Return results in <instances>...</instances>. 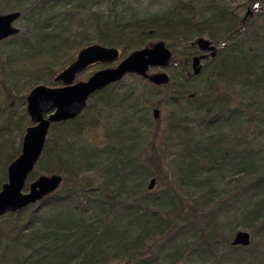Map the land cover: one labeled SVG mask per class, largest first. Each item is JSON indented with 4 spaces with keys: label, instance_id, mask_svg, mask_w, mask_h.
<instances>
[{
    "label": "trees",
    "instance_id": "trees-1",
    "mask_svg": "<svg viewBox=\"0 0 264 264\" xmlns=\"http://www.w3.org/2000/svg\"><path fill=\"white\" fill-rule=\"evenodd\" d=\"M93 1L0 0V16L19 12L28 24L25 34L3 42L12 50L0 67L5 82L27 79L36 88L47 79L56 87V76L94 41L120 49L124 60L148 47L145 39L153 33L163 41L168 35L162 31H195L203 16L209 24L228 20L216 0H163L157 10L115 13L110 24L93 11ZM261 3L251 0L252 13L226 35L215 56L209 54L215 62L228 50L216 79L206 85L221 99L216 109L197 103L192 107L196 95L176 92L174 78L169 86H154L147 96L123 81L92 97L81 115L104 126L105 144L84 143L80 134L85 127L77 124L81 117L52 126L40 163L47 169L60 164L64 185L38 208L0 220V264H261L260 249L232 247L237 229L229 223L233 213H240L241 228L264 238V38L259 35L264 26L257 30L249 20L251 14L264 18ZM172 57L170 69L179 68L187 82L203 75L204 68L193 76V57ZM237 81L247 92L233 94ZM19 89H5V97L27 105V96L16 97ZM152 108L173 112L165 145L179 155L180 188L198 191L194 197L205 193L214 198L218 202L211 208L170 188L150 193L147 182L165 169V155L155 145L159 128L142 127L138 121L143 113L149 123ZM85 171L97 173L101 185L84 178ZM213 174L223 190L214 186ZM224 192L233 194L231 199Z\"/></svg>",
    "mask_w": 264,
    "mask_h": 264
},
{
    "label": "rangeland",
    "instance_id": "rangeland-1",
    "mask_svg": "<svg viewBox=\"0 0 264 264\" xmlns=\"http://www.w3.org/2000/svg\"><path fill=\"white\" fill-rule=\"evenodd\" d=\"M218 1V4H220L222 7L224 6V10L226 13H221V16H224V18L227 17L228 20H225L224 23L222 22H214V23H208L209 19L205 16H203L202 22L200 23V26L196 29L199 30L197 33L195 31L184 33L183 29L176 30L175 33L170 34L168 32L165 33V31H162L165 35H168L167 39H163V42L166 43L167 47L173 52L175 57H177L178 61L185 60L186 59H191L195 53L201 55L203 53H211L214 51H217L218 47L223 45V41L225 40L226 35L233 29L235 28L236 24L240 23L241 21L245 20L246 17L249 15V13H252V10H249V3L251 0H216ZM163 0H94L92 6L94 7L93 11H95L97 14L100 16H106L108 17L107 21L111 24L113 23L114 19V14H122L123 11H128L130 9L136 10L139 7L150 9V7L153 10H157V8L163 4ZM259 8H262L264 10V3H261ZM15 13V12H14ZM79 13V12H76ZM9 14V13H7ZM75 15V14H74ZM76 19H79L78 17L75 16ZM118 20H121V16L117 15ZM248 19V18H247ZM250 21H253L254 25L256 26L257 30L259 28H262L264 26V18H259L257 19V16L251 14V18L249 19ZM247 20V21H249ZM231 26L230 28H226L225 24H228ZM73 25H76V23H73ZM143 25H146L143 23ZM27 22L23 20L22 18L18 20L16 24V28H18L21 32L19 35L25 34L27 31ZM113 27V25H111ZM180 30H182L180 32ZM256 30V32H257ZM192 33V34H191ZM197 34H200L197 35ZM259 35L264 38V32H260ZM92 36L94 37V32L92 33ZM171 36V37H170ZM160 36H157L156 34H152L148 36L147 39L150 38L148 41L145 39L146 44H152V43H158L162 40L159 38ZM182 38H186L184 42L182 41ZM260 38V37H259ZM258 38V39H259ZM12 39V38H11ZM11 39H8L5 42L11 41ZM7 43H0V67L4 68V64L7 60L8 54L12 51L9 48V45H4ZM94 44L100 45L97 41H94ZM147 45V46H148ZM101 46V45H100ZM179 46V47H178ZM192 47H194L192 51ZM145 48V47H144ZM118 49V48H117ZM196 49V50H195ZM120 50V49H119ZM226 50L225 52H227ZM121 52V50H120ZM219 52V50H218ZM225 52H223V55L221 57H218L215 62L212 60L208 59L207 61H204L201 66L204 67V72L203 75L198 77L197 79L192 80L191 82H187L186 80L182 79V75L180 73L179 68H173L172 70H166L165 72L168 74L169 78L172 80V78L176 79L177 84L175 85L176 87V92L180 94H184V92H187L189 95H196V101L195 103L191 104L192 107L196 106V103L198 106L200 104H205V106L208 107V109L215 108L220 103V98L218 94L212 95L209 93L207 86L209 79H216L215 74H218V70L220 68L219 63L223 62L225 59L226 55ZM122 53V52H121ZM117 64H112V65H100L97 64L93 67L88 68L84 74L80 75L76 82H85L88 80L90 77L95 75L97 72H100L102 70H106L108 68H116ZM232 66V64H231ZM240 68V67H239ZM163 70H157L154 69L151 71V74L155 73H161ZM192 73V72H191ZM136 77V76H128L126 79L123 81L128 84V86H131V91H137L138 94H151L153 91L152 85H150L148 82L142 80ZM40 83V84H39ZM38 84L39 86L45 85L49 88H53L50 83L48 82L47 79H44L40 81ZM236 86L234 87L233 94L238 95L240 94L243 89L244 92H247L246 88L243 87L239 81L233 83ZM18 86L20 89V92L16 94V97L20 96H27L31 92V90L34 88V82H31L30 80L24 79L20 80V82H16V80L13 78L10 79V81L5 82L3 77L0 75V192L3 188V184L7 183L8 179V173L7 169L8 167L13 163L15 159L20 157L22 151V145H23V138L26 134L27 128H30L31 126H28L27 123H29L30 118L28 117L27 114V105H21L20 103H17L13 99L8 100L7 97H5L4 90L5 89H10L12 90L14 87ZM207 85V86H206ZM5 88V89H3ZM23 88V89H22ZM224 88V87H222ZM147 96V95H146ZM21 98V97H20ZM99 98V97H98ZM96 100H94L95 102ZM204 101V102H200ZM93 103V102H92ZM156 104L158 102H155ZM91 104V103H90ZM155 108L149 109L147 112L150 115V122L147 123L145 121L144 114L142 113L141 115L138 116V121L140 122L139 125H143L144 127L147 126V124H151V128H159L158 131L160 132V137L155 142V145L160 148V150L163 152L165 155V164H164V172L163 174L160 175H155L154 178H151L148 182L147 185L151 183L152 180H156V185H155V190L151 191L150 193H157V194H162L163 192H166V190L174 189V192L180 193V196L184 198L185 200H194L198 201L199 200L202 202L201 204L207 205L209 208L213 206V204L216 201L214 198L213 199H208L205 196V193H199V195H196L194 197V194H196L198 191L192 190L191 187L187 188H180L179 186V180L180 177L178 176V157L177 151L174 150L173 148H170V145H165L166 143V137H167V127L169 126V120L174 117L173 112H171V109L169 108H163L160 109L159 111L161 112L160 119L157 121H160V124L154 123L153 120V111ZM156 110V109H155ZM144 111V110H143ZM175 115V114H174ZM141 118V119H140ZM25 123V124H24ZM77 124L82 125V127H85L84 130L80 134V138L84 141L85 144H89L92 146H99L103 145L107 142V138L105 136V131H104V126L102 125H96L94 122L93 118L90 116L87 117H81L80 121L77 122ZM21 125V126H20ZM142 126V127H143ZM146 130V128H145ZM60 131V130H59ZM147 131V130H146ZM58 132V131H57ZM55 136L61 137L60 134H56ZM55 136L53 137L55 139ZM75 137V136H74ZM80 144V142H77ZM168 149V150H167ZM49 166V165H48ZM49 169L45 167V164L39 163L38 166L35 168V173L30 177L28 180V187L26 192H28L30 184L35 182L38 178L42 176H57L60 175L63 178H65V171H62L60 168V164L57 166H54L53 164H50ZM155 173V171H153ZM214 175V174H213ZM84 178H90L91 180L97 182L99 185L103 182L98 176L97 173L93 171H85L82 175ZM212 180H214L213 184L214 186L217 187V190H223V186L221 182L219 183V178L217 175H214L212 177ZM64 185V184H63ZM63 185L61 187H63ZM146 185V187H147ZM61 189V188H60ZM218 195V194H217ZM233 194H225L223 193V196H226L227 198L232 197ZM216 197V196H215ZM39 204H36L35 208L39 207ZM229 223L232 225V227H236V232H234V236L238 232H248L251 235L252 243L249 247L245 248L246 250H251V252H255L256 248L260 249L261 253L264 254V238H260L258 234H253L243 228H241V215L240 213H233L229 217ZM11 220H4V223H11ZM2 224H0L1 226ZM257 233V231H256ZM255 236V237H254ZM0 237H2L0 235ZM234 239V238H233ZM232 239V241H234ZM7 242V240L5 241ZM4 251V247H2ZM243 249V248H240ZM244 249V250H245ZM247 261V260H246ZM248 262V261H247ZM261 264H264V255H263V260L260 261ZM118 264V263H115ZM257 264V263H255Z\"/></svg>",
    "mask_w": 264,
    "mask_h": 264
},
{
    "label": "water",
    "instance_id": "water-1",
    "mask_svg": "<svg viewBox=\"0 0 264 264\" xmlns=\"http://www.w3.org/2000/svg\"><path fill=\"white\" fill-rule=\"evenodd\" d=\"M20 18L19 12L0 16V43L20 34L21 31L15 27ZM172 56V51L163 41L135 51L124 60H121L119 49L94 44L84 48L73 64L56 76V87L42 85L34 88L28 95L26 106L32 126L27 129L23 138L20 157L7 169V183L3 184L0 192V220L4 216L22 213L36 206L56 194L64 184L60 175L42 176L35 180L26 192L27 182L35 173V168L45 152L52 126L75 121L84 114L92 97L118 85L130 75L141 78L157 88L169 86L171 79L165 71L170 69ZM211 56H215L214 52H211ZM206 58V55L194 58L193 76L200 75L203 69L201 62ZM117 62L119 64L116 68L97 72L85 82H76L90 67ZM154 69L163 72L151 74ZM153 113L154 119L159 120L161 112L156 109ZM155 185L156 180H152L148 186L149 191L155 190ZM233 240V248L245 249L252 243L251 235L245 231L238 232Z\"/></svg>",
    "mask_w": 264,
    "mask_h": 264
},
{
    "label": "flooded vegetation",
    "instance_id": "flooded-vegetation-1",
    "mask_svg": "<svg viewBox=\"0 0 264 264\" xmlns=\"http://www.w3.org/2000/svg\"><path fill=\"white\" fill-rule=\"evenodd\" d=\"M209 54L210 53H207V54H205L206 56H207V58L204 60V61H206V60H208L210 57H209ZM203 55H197V56H195V57H202ZM195 57H193V60H194V58ZM204 61L203 62H201V64H203L204 63ZM191 67H192V72L194 73V69H193V61H192V65H191ZM203 67V66H202ZM204 68V67H203Z\"/></svg>",
    "mask_w": 264,
    "mask_h": 264
}]
</instances>
